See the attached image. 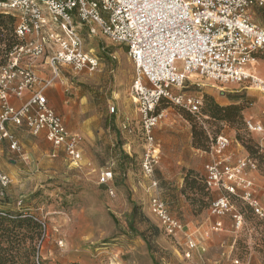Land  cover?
Segmentation results:
<instances>
[{
  "label": "rangeland",
  "instance_id": "rangeland-1",
  "mask_svg": "<svg viewBox=\"0 0 264 264\" xmlns=\"http://www.w3.org/2000/svg\"><path fill=\"white\" fill-rule=\"evenodd\" d=\"M251 16L264 26V6L252 7ZM0 30L1 37L8 35L4 25ZM85 38L86 47L100 60L97 71L79 74L64 68L49 87L55 93L50 104L81 136L79 164L61 150L53 156L55 148L44 134H34L26 126L9 127L19 149L10 147V139L0 142V171L10 177V184L0 188V211L24 213L39 221V263L264 264V219L234 198L244 215L243 227L235 229L231 213L223 217L210 213L211 202L224 192L204 185L212 141L220 134L229 138L225 154L230 163L245 157L256 160V185H264V91L228 85L221 92L219 85L196 82L193 76L184 92L202 95L205 101L212 97L221 106L237 104L242 110L225 121L210 113L194 114L170 101L158 107L165 116L154 130L161 151L155 177L171 214L197 242L188 257L183 233H168L150 210V180L140 162L141 115L130 95L134 63L127 47L101 34ZM257 63L264 67V56ZM124 121L132 123V133L122 127ZM247 121L263 126V131L251 130ZM195 126L203 132L200 145L194 142ZM131 142L140 154L128 153L125 147ZM105 166L115 172L110 186L99 181ZM219 219L223 227L217 230Z\"/></svg>",
  "mask_w": 264,
  "mask_h": 264
},
{
  "label": "built area",
  "instance_id": "built-area-1",
  "mask_svg": "<svg viewBox=\"0 0 264 264\" xmlns=\"http://www.w3.org/2000/svg\"><path fill=\"white\" fill-rule=\"evenodd\" d=\"M0 6L15 16L20 40L0 68V142L10 139V147L19 149L9 126H26L45 135L55 148L53 156L61 150L79 164L81 136L49 105L46 91L64 68L75 73L97 71L100 60L86 47L85 37L101 34L125 45L134 63L130 95L141 115L140 162L150 180V210L168 233H183L186 255L191 257L197 242L182 220L171 214L155 177L161 151L154 130L165 116L158 107L170 101L201 115L204 97L183 91L194 74L196 82L209 80L221 92L228 85L264 91V78L252 63L264 56V26L251 16L252 7L264 6V0H0ZM41 66L50 70L47 77L39 75ZM26 95L29 98L22 105L12 102ZM247 123L251 130L263 131V126ZM122 127L133 132L132 124ZM212 142L204 180L208 190L224 193L211 202L210 213L218 217L231 213L233 226L241 229L244 215L234 203L240 198L264 219V191L257 195L256 180L249 174L258 170L257 161L245 157L231 164L225 154L228 136L220 134ZM114 176L107 167L99 181L110 186ZM9 184L10 177L0 171V188ZM222 227L223 221L217 220L215 229Z\"/></svg>",
  "mask_w": 264,
  "mask_h": 264
},
{
  "label": "trees",
  "instance_id": "trees-1",
  "mask_svg": "<svg viewBox=\"0 0 264 264\" xmlns=\"http://www.w3.org/2000/svg\"><path fill=\"white\" fill-rule=\"evenodd\" d=\"M6 14L4 12L0 13V26L4 25L8 31L6 37L0 36V68L8 62L10 51L20 43L15 33L16 18L11 13L9 16ZM5 19H8V21ZM202 107V113H210L214 118L225 121L232 120L242 110L241 106L237 104L221 106L212 97H208L207 101L204 100ZM234 112L237 114H233ZM201 133L203 132L195 126L194 142L198 145H200L198 136ZM204 185L206 187L205 180ZM24 228H30L31 230L30 232H24ZM40 235L41 224L33 216L24 213L12 215L0 211V264H38L40 257L37 254L36 239Z\"/></svg>",
  "mask_w": 264,
  "mask_h": 264
},
{
  "label": "crops",
  "instance_id": "crops-1",
  "mask_svg": "<svg viewBox=\"0 0 264 264\" xmlns=\"http://www.w3.org/2000/svg\"><path fill=\"white\" fill-rule=\"evenodd\" d=\"M261 60V59H260ZM253 65H254V70H256V69H258V70H256V72H258L259 73V76L261 75V74H264V67L263 66H258V63L257 62H255V63H253ZM256 65V66H255ZM38 70V73H39V75H42V76H45V77H47V75H49L50 74V70H48V68H45V66H41L40 68H38L37 69ZM259 70H261V71H259ZM79 74H86L85 72H82V73H79ZM261 77V76H260ZM263 77V76H262ZM264 78V77H263ZM46 93H47V96H48V99L50 98V96L51 97H54L55 96V93H54V90L53 89H51V88H48L47 89V91H46ZM28 96L26 95V96H24V97H22V98H13V100H12V102L15 104V105H22L24 102H26L27 100H28ZM49 105L55 110V108L50 104V99H49ZM57 111V110H56ZM58 112V111H57ZM59 113V112H58ZM60 114V113H59ZM62 115V114H61ZM62 117H63V119H64V116L62 115ZM64 122H65V124H66V126L69 128V126H68V124H67V122H66V119H64ZM123 123H129V124H132V123H130V122H127V121H124ZM122 123V124H123ZM11 126V125H10ZM9 126V127H10ZM10 128H12V127H10ZM70 130H71V128H69ZM45 136V135H44ZM46 138V137H45ZM47 140V139H46ZM137 144H135V143H127L126 144V146H127V148L125 147V149L128 151V153L131 155V156H133V153L134 154H136V155H138V153L140 154V152L139 151H136L137 150V146H136ZM136 148V149H135ZM107 167H110V168H112L111 166H105V167H102V169L100 170V172H99V175H100V173H101V171H103V169H105V168H107ZM113 169V168H112ZM252 177H254L255 178V180H256V182H257V174H258V172L256 171V172H250L249 173ZM264 191V185L263 186H260L259 184H257V195H261V193ZM215 199V198H214Z\"/></svg>",
  "mask_w": 264,
  "mask_h": 264
},
{
  "label": "bare ground",
  "instance_id": "bare-ground-1",
  "mask_svg": "<svg viewBox=\"0 0 264 264\" xmlns=\"http://www.w3.org/2000/svg\"><path fill=\"white\" fill-rule=\"evenodd\" d=\"M255 62H257V61H256V60H253V61H252V63H255ZM193 76H195V74H194Z\"/></svg>",
  "mask_w": 264,
  "mask_h": 264
}]
</instances>
